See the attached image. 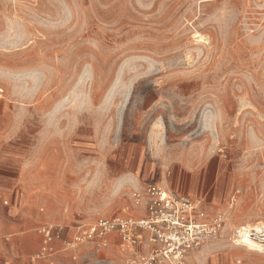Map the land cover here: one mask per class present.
<instances>
[{
  "label": "rangeland",
  "instance_id": "obj_1",
  "mask_svg": "<svg viewBox=\"0 0 264 264\" xmlns=\"http://www.w3.org/2000/svg\"><path fill=\"white\" fill-rule=\"evenodd\" d=\"M0 174L70 230L140 217L156 184L223 219L207 242L264 231V0H0ZM55 257L129 264L115 241Z\"/></svg>",
  "mask_w": 264,
  "mask_h": 264
},
{
  "label": "built area",
  "instance_id": "obj_2",
  "mask_svg": "<svg viewBox=\"0 0 264 264\" xmlns=\"http://www.w3.org/2000/svg\"><path fill=\"white\" fill-rule=\"evenodd\" d=\"M133 196L136 205L144 202L140 217L116 214L75 224L68 239L64 238V233L69 227L41 225L37 229L41 243L34 259L52 260L60 244L77 248L88 242L108 247L110 237L115 234L122 250L127 253L129 264H187L190 252L218 236L223 226L221 217L213 221L206 219L204 211L188 196L171 194L156 184L147 185ZM255 232L242 227L237 236L251 234L256 237L259 234L264 242V231Z\"/></svg>",
  "mask_w": 264,
  "mask_h": 264
},
{
  "label": "crops",
  "instance_id": "obj_3",
  "mask_svg": "<svg viewBox=\"0 0 264 264\" xmlns=\"http://www.w3.org/2000/svg\"><path fill=\"white\" fill-rule=\"evenodd\" d=\"M5 180L8 182L6 186ZM34 189L35 187L19 174H0V264H54L58 260L55 256L52 260L34 259L36 242L40 237L35 230L41 225L53 224L46 223L49 220L69 223V219L63 212L59 215L49 214L47 211L40 212L38 210L40 202ZM9 198H11L10 204L3 202L4 199L8 200ZM70 235L71 230L68 228L64 233V238L68 239ZM110 238V242L115 241L121 248L118 235L114 234ZM219 250L222 253L221 262L233 263L236 261L237 264H242L250 257V253L242 247L237 245L236 247H227L220 240L207 242L199 249H194L187 256V262L207 264L208 259L210 260V257ZM216 260L210 262L215 264Z\"/></svg>",
  "mask_w": 264,
  "mask_h": 264
},
{
  "label": "bare ground",
  "instance_id": "obj_4",
  "mask_svg": "<svg viewBox=\"0 0 264 264\" xmlns=\"http://www.w3.org/2000/svg\"><path fill=\"white\" fill-rule=\"evenodd\" d=\"M197 36L200 37V39L202 37L200 34H198ZM244 228L246 230H249V229H251L252 231L256 230V232H255L256 234H258L260 231H262L261 229H254V228H249V227H244ZM241 229L238 231L241 232ZM258 235H256V237H255L251 234H250V236H246L245 234H242L240 238L236 239V245L245 246L251 250L262 251L264 249V242H263L262 238L258 237Z\"/></svg>",
  "mask_w": 264,
  "mask_h": 264
}]
</instances>
